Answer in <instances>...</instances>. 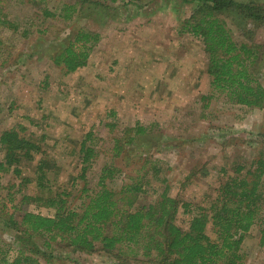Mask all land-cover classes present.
Returning <instances> with one entry per match:
<instances>
[{
	"label": "trees",
	"instance_id": "16d2710c",
	"mask_svg": "<svg viewBox=\"0 0 264 264\" xmlns=\"http://www.w3.org/2000/svg\"><path fill=\"white\" fill-rule=\"evenodd\" d=\"M153 1L158 0H66L52 10L45 7L46 0H25L43 19L59 18L67 26L75 23L61 40L42 48L47 53L38 52L63 75L84 67L100 41V32L80 25L92 14L107 20L108 14L121 17L123 13L122 20L128 22L142 18L145 7H149L148 17L165 11L169 4L178 6L175 1L189 5V14L178 21L177 34L196 39L204 55L202 72L208 89L198 98L201 108L221 99L230 105L264 109V45L255 41L257 30H264V0H160L157 6ZM0 29H18L1 7ZM29 30L26 25L22 35ZM107 116L113 120L114 113ZM104 127L106 136L112 134L109 147L103 150L99 146L103 140L91 130L82 134L72 151L76 175L63 182L59 181L61 167L46 151L51 145L44 134L36 138L21 125L0 133V180L10 173L18 180L16 192L30 184L35 190L17 201L8 194L6 203L0 202V235L12 237L9 243L0 238V264H53L56 250L101 252L112 258V264H240L242 240L253 227L259 230L258 244L264 245V152L234 162L230 174L226 166L211 167L220 176L213 196L204 195V205H189L168 194L157 161L145 150L160 149L150 146L153 125L136 122L116 129L112 121ZM101 157L107 158L91 183L89 174ZM115 158L124 160L123 170L114 164ZM23 163L30 164V174H24ZM122 174L119 188H108ZM196 174L203 178L208 171L199 166L188 171L186 179ZM148 191L154 197L141 203ZM30 206L48 209L52 215L34 213ZM179 211L189 216L185 229L175 223Z\"/></svg>",
	"mask_w": 264,
	"mask_h": 264
},
{
	"label": "rangeland",
	"instance_id": "374dc122",
	"mask_svg": "<svg viewBox=\"0 0 264 264\" xmlns=\"http://www.w3.org/2000/svg\"><path fill=\"white\" fill-rule=\"evenodd\" d=\"M65 1L46 0L45 7L54 10ZM175 2L178 6L169 4L165 11L148 17L149 7H145L140 11L142 18L128 22L122 20V12L121 17L115 12L108 14L107 20L93 14L85 18L80 25L100 32V41L84 67L63 75L38 52L47 53L42 48L61 40L75 23L67 26L59 18L43 19L25 0H0L7 18L18 26L15 32L0 29V133L21 125L36 138L44 134L46 144L51 145L46 151L61 167L59 181L63 182L76 175L72 151L88 130L103 140L99 146L106 150L112 134L106 136L104 123L114 121L116 129L130 128L136 122L153 125L150 146L160 149L145 150L157 161L168 194L189 205H204V195L213 196L220 177L211 167L226 166L230 174L234 162L249 161L264 152V109L230 105L221 99L201 108L198 98L208 89L202 72L204 55L196 39L177 34L178 21L189 14L190 6ZM159 3L153 1L156 6ZM26 25L30 30L24 37ZM255 41L264 45V30H257ZM110 111L113 120L107 116ZM106 158H99L94 165L91 183ZM123 161L115 158L114 164L123 170ZM202 165L208 171L206 176L186 179L188 171ZM22 168L25 175L30 174V164L23 163ZM122 178L123 174L111 180L108 188L117 190ZM0 184V202L4 203L8 194L17 201L22 194L35 191L30 184L16 192L18 180L10 173L1 177ZM153 197L148 191L141 203ZM28 210L52 215L44 208L30 206ZM188 219L179 211L175 223L185 229ZM207 235L213 239L210 231ZM0 238L5 243L12 240L9 233ZM258 243L259 230L253 227L242 240L240 264H264V245ZM52 255L53 264H112V258L101 252L85 255L56 250Z\"/></svg>",
	"mask_w": 264,
	"mask_h": 264
}]
</instances>
